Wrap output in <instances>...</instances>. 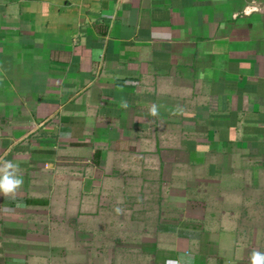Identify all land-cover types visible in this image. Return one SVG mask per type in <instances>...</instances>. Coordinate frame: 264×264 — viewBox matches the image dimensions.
I'll return each mask as SVG.
<instances>
[{
  "label": "crops",
  "instance_id": "crops-1",
  "mask_svg": "<svg viewBox=\"0 0 264 264\" xmlns=\"http://www.w3.org/2000/svg\"><path fill=\"white\" fill-rule=\"evenodd\" d=\"M5 172L0 264H251L264 0H0Z\"/></svg>",
  "mask_w": 264,
  "mask_h": 264
},
{
  "label": "clouds",
  "instance_id": "clouds-1",
  "mask_svg": "<svg viewBox=\"0 0 264 264\" xmlns=\"http://www.w3.org/2000/svg\"><path fill=\"white\" fill-rule=\"evenodd\" d=\"M13 167L11 163H6L5 168ZM22 183L21 178L15 176L13 177L10 173L5 172V174L0 177V192L10 193L14 192ZM251 264H264V255L259 252H254L251 259Z\"/></svg>",
  "mask_w": 264,
  "mask_h": 264
},
{
  "label": "rangeland",
  "instance_id": "rangeland-1",
  "mask_svg": "<svg viewBox=\"0 0 264 264\" xmlns=\"http://www.w3.org/2000/svg\"><path fill=\"white\" fill-rule=\"evenodd\" d=\"M196 181H198V180H196ZM185 183H186V180L185 179H179L178 186L181 188V187L185 186ZM200 183H201V181H200ZM224 186L227 187V185H224ZM208 188L209 187L203 186V187L199 188L200 189L199 191L197 190L198 192H196V195H195L196 196V200L193 202V205L194 204L195 205H201L203 203V201L201 200L202 197H203V195L206 196V197H208L207 193L206 192L204 193L203 190L204 189H208ZM188 198L191 199L192 198V195H188Z\"/></svg>",
  "mask_w": 264,
  "mask_h": 264
}]
</instances>
